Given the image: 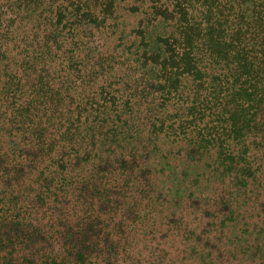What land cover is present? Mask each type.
Masks as SVG:
<instances>
[{
  "label": "trees",
  "instance_id": "1",
  "mask_svg": "<svg viewBox=\"0 0 264 264\" xmlns=\"http://www.w3.org/2000/svg\"><path fill=\"white\" fill-rule=\"evenodd\" d=\"M123 11L142 15L136 29ZM162 140L185 155L155 162ZM210 153L213 217L231 202L235 221L264 174V0H0V264H90L77 231L116 209L114 163L127 189L132 171L170 182V165L186 177ZM63 201L65 248L22 258L51 237L45 217L63 231Z\"/></svg>",
  "mask_w": 264,
  "mask_h": 264
},
{
  "label": "rangeland",
  "instance_id": "2",
  "mask_svg": "<svg viewBox=\"0 0 264 264\" xmlns=\"http://www.w3.org/2000/svg\"><path fill=\"white\" fill-rule=\"evenodd\" d=\"M121 6L124 7V4ZM121 14L126 32L136 29L142 19V15L128 16L126 11ZM98 39L103 43L102 38ZM148 138L145 134L142 140ZM184 155L182 147L162 140L154 157L155 162L159 158L160 163H170L172 159H180ZM214 159L210 153L200 163L189 165L185 172L187 176L180 177L184 181L176 178L181 168L174 170L170 165L168 170L175 173L174 179L170 180L172 183L168 179L163 180L165 172H157L153 183H145L147 175L143 170L132 171L129 179L132 184L127 189V177L124 178L120 170H114L117 167L114 163L111 168L113 171L106 175V181L107 188H111L116 199V203L112 202L116 209L109 210L106 216L98 213V217L95 213L88 217L92 220L97 216L99 224L92 221V228L88 230L86 238H80V230L76 227L81 248L88 253L90 264H249L250 260L263 264L264 174L257 180L259 187L251 184L248 187L249 194L236 200L238 218L235 221L226 220V213L233 206L231 202H227L226 209L219 211L218 217L214 218L215 197L224 191L220 181L208 176ZM196 177L197 186L193 187L190 184L197 181ZM138 182L147 187L141 188L142 184ZM121 185L124 186L122 190ZM188 185L184 191L186 200L181 199L182 186ZM68 203L63 201L55 212L56 222L64 225L63 231L57 229L48 216L45 217L52 229L51 237L45 244L39 243L31 250L26 249L21 254L22 258L33 254L36 259L44 249L58 256L65 248V243L71 239L65 232L75 230L73 225L76 219L66 210ZM123 212L126 213L125 217ZM106 225L109 227L106 228ZM256 246L260 249L259 254H254ZM233 248L249 251V257L238 259L239 256L232 255Z\"/></svg>",
  "mask_w": 264,
  "mask_h": 264
}]
</instances>
